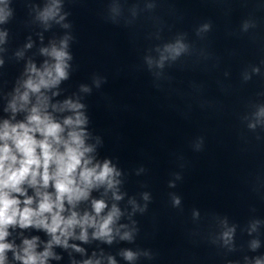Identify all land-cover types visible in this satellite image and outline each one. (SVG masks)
Returning a JSON list of instances; mask_svg holds the SVG:
<instances>
[{
    "label": "water",
    "instance_id": "95a60500",
    "mask_svg": "<svg viewBox=\"0 0 264 264\" xmlns=\"http://www.w3.org/2000/svg\"><path fill=\"white\" fill-rule=\"evenodd\" d=\"M51 2L0 0L10 12L0 22V124L25 121L36 96L23 111L12 113L9 104L25 90L28 65L52 63L41 49L67 37L68 77L41 91L58 122L73 113L51 105L84 106L86 143L94 162L108 160L120 172L122 198L102 186L73 209L95 215L91 201L103 200L106 216L115 204L121 215L111 243L94 238L93 228L82 241L77 227L68 247L52 245L45 264L264 261V117L257 116L264 108V0H59L64 19L45 23L39 14ZM177 41L186 50L158 66ZM7 231L4 242L14 248L4 264H22L14 253L23 255L25 239L38 238L37 253L51 240L36 227ZM125 232L131 239L121 238Z\"/></svg>",
    "mask_w": 264,
    "mask_h": 264
},
{
    "label": "clouds",
    "instance_id": "9594fccd",
    "mask_svg": "<svg viewBox=\"0 0 264 264\" xmlns=\"http://www.w3.org/2000/svg\"><path fill=\"white\" fill-rule=\"evenodd\" d=\"M9 15L6 5L0 8V22L5 21ZM57 16L60 20L64 19V16H60L59 0H52L39 14L45 23ZM67 46L66 37L59 47L52 44L50 48L41 49L42 54L51 57L53 62L45 61L41 68L31 63L28 65L29 75L22 84L25 90L20 93L17 89L18 95L9 104V109L12 113L25 110L30 94L36 96V103L28 109L25 121L12 123L4 120L0 124V264H4L5 252L14 248L12 244L4 242L9 235V226L36 227L51 236L41 253L35 251L38 239L35 237L23 241V255L14 253L22 264H45L47 258L52 256V245L68 247V238L74 236L77 227L80 235L76 238L82 241L88 239L87 229L93 228L94 238L111 243L112 226L121 215L119 208L113 204L107 215L101 216L107 205L103 200L95 199L91 201L95 215L88 212L80 215L73 210L79 202L88 200L93 189L102 186L106 191L113 190L115 200L122 197L115 191L120 183L116 179L120 172L108 160L94 162L95 158L91 155L95 149L86 143L88 133L84 126L87 119L80 111L84 106L72 100L51 105L54 111L67 110L73 113L62 122H58L48 111L49 97L41 90L54 88L67 79V61L71 59L66 51ZM185 50L186 46L180 41L167 45L164 53L168 55L161 54L158 66L162 67L165 59H175ZM148 62L151 65L152 61ZM257 116L264 117V108L259 110ZM50 187L54 191H48ZM29 188L34 191V196L27 194ZM174 202L178 204L179 200ZM65 203L69 206L67 211L70 214L67 216L63 215L66 211ZM116 231L118 233L119 229ZM231 232L229 230L224 233L225 242L231 238ZM121 238L131 239V233L125 232ZM256 247L257 242H253L252 248ZM77 251L82 250L77 248ZM123 255L129 261L136 256L131 251H125ZM109 262L115 264L112 258H109ZM85 264L93 262L86 261ZM255 264H264V261L257 259Z\"/></svg>",
    "mask_w": 264,
    "mask_h": 264
}]
</instances>
